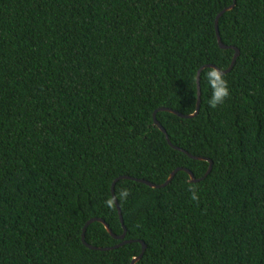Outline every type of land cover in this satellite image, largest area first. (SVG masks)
Returning <instances> with one entry per match:
<instances>
[{"label":"trees","instance_id":"1","mask_svg":"<svg viewBox=\"0 0 264 264\" xmlns=\"http://www.w3.org/2000/svg\"><path fill=\"white\" fill-rule=\"evenodd\" d=\"M235 49L222 105L204 69L198 116L163 111L193 115ZM91 220L126 238L95 221L90 249ZM142 243L136 264H264V0H0V264H132Z\"/></svg>","mask_w":264,"mask_h":264},{"label":"water","instance_id":"2","mask_svg":"<svg viewBox=\"0 0 264 264\" xmlns=\"http://www.w3.org/2000/svg\"><path fill=\"white\" fill-rule=\"evenodd\" d=\"M234 2L236 3V0H234ZM234 8H235V4H234V6H232V7L228 8V9H226L223 13H221V14L218 16L217 21H216L217 36H218L219 45H220V47H221L222 49H224V50L230 49V47L224 45V43L222 42V39H221V37H220L219 28H218V23H219V19L221 18V16H222L224 13L229 12V11L233 10ZM235 50H236L237 53H236V56H235V58H234V60H233L232 66H231L227 71H222V72H223V75L230 73V72L232 71V69L234 68L235 64H236L237 58L239 57V51H238L237 49H235ZM208 67H215V66H213V65L206 66V67L202 68V70L199 72V76H198V84H199V101H198L197 111H196L193 115H190V116H184V115L180 114L179 112H176V111H173V110H170V109H163V111H166V112H170V113L176 114L177 116H179V117H181V118H186V119H193V118H195L196 116H198L199 111H200V102H201V101H200V98H201V88H200V81H199V80H200V75H201V72H202L204 69L208 68ZM156 115H157V112H156L155 115H154L156 126H158L162 132L166 133V130H165V129L163 128V126L158 122V120H157V116H156ZM167 140H168L169 144H171L168 136H167ZM177 149H178V148H177ZM180 151H181V150H180ZM190 157H192V158H194V159H196V160H202L201 158H199V157H194V156H192V155H190ZM206 160H207V159H206ZM207 161L210 162V168H209V171H208V173L206 174V176H205L203 179H201V180L196 179V177L194 176V174H193L192 172H190L189 170H185V171L190 175V177H191V182H192V183H198V182H200V181L206 179V178L211 174L212 169H213V163H212V161H210V160H207ZM179 171H180V170H176V171L170 176V178L167 180V182H165L163 185H160V186H158V185H154V184H151V183H149V182H145V181H141V182L144 183V184H146V185H148V186H150V187H153V188H156V189H161V188H164V187L168 186V185L173 181V179L175 178V176L177 175V173H178ZM124 179H129V178H127V177H122V178H120V179H118V180H116V181L114 182V184H113V188H112L113 195H115V186H116L117 182H118L119 180H124ZM116 205H117V207L119 208V212H120V215H121V220H122V223H123V225H124V220H123V217H122V212H121V209H120V207H119V203H118V201H116ZM95 221H100V222H102V223L106 226V228H107V230L110 232V234L113 235L116 239L124 240V239L126 238V235H127V230H126V228H125V233H124V235H123L122 237L118 238V237H116V236L112 233V230L110 229V227H109L104 221H102V220H91V221L87 224L86 228L84 229V234H83V242H84V244H85L87 247H89L90 249H96V248L87 245L86 240H85V235H86L87 227H88L91 223H93V222H95ZM130 242H131V241L124 242L121 246H123V245H125V244H127V243H130ZM142 244H143V252H142V254H141L138 258H135V259H134V261H133L132 264H136L137 262H139V261L144 257V254H145V252H146V245H145L144 243H142ZM121 246H120V247H121Z\"/></svg>","mask_w":264,"mask_h":264},{"label":"clouds","instance_id":"3","mask_svg":"<svg viewBox=\"0 0 264 264\" xmlns=\"http://www.w3.org/2000/svg\"><path fill=\"white\" fill-rule=\"evenodd\" d=\"M203 75L205 81L203 86L211 93L208 100L210 107L215 108L218 105H222L231 95L229 82L223 75L222 70L217 67H208L204 70ZM130 195V189L122 187L119 191H115V195L112 194V197L106 200V205L111 208L117 200L119 203L127 201ZM191 198L197 200L199 196L195 191H192Z\"/></svg>","mask_w":264,"mask_h":264}]
</instances>
